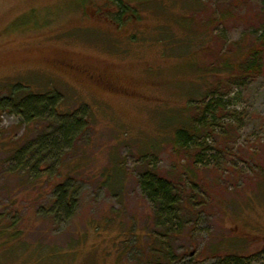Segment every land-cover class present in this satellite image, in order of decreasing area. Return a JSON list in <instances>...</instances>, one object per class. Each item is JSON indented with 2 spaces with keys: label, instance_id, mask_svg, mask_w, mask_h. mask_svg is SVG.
I'll use <instances>...</instances> for the list:
<instances>
[{
  "label": "rangeland",
  "instance_id": "374dc122",
  "mask_svg": "<svg viewBox=\"0 0 264 264\" xmlns=\"http://www.w3.org/2000/svg\"><path fill=\"white\" fill-rule=\"evenodd\" d=\"M121 1L119 21L117 0H0V230L16 223L0 264H264V0ZM51 91L56 117L29 123L9 99ZM73 117L85 129L52 170L14 169L11 151ZM185 125L201 131L183 149ZM58 172L79 188L52 219ZM144 172L179 184L181 227L157 223Z\"/></svg>",
  "mask_w": 264,
  "mask_h": 264
},
{
  "label": "trees",
  "instance_id": "16d2710c",
  "mask_svg": "<svg viewBox=\"0 0 264 264\" xmlns=\"http://www.w3.org/2000/svg\"><path fill=\"white\" fill-rule=\"evenodd\" d=\"M117 6L119 8V12L116 14L117 16H115V18L121 21L122 18L120 15L128 13L130 8L129 5L127 6L121 0H117ZM260 40L262 43L264 42V34ZM259 54V50H254L250 53V57L246 63L239 67L244 78L248 77L249 75H255L260 71V65L258 62ZM31 98L28 99L26 96H22L18 99L13 97L9 98L13 102L12 105L17 107L18 111L22 113L27 123L33 121L35 118L39 117L45 112H48L51 114V116L56 117L58 110L55 105L59 99L58 93L51 91L50 95L47 94L46 96H43L37 94L32 100ZM209 107H211V102L204 107L203 114L204 112L208 111ZM67 123L68 125L64 127L66 121H64L63 124L58 122L57 130H55L53 133L42 135L33 144L28 143L24 146L21 145L18 149L11 151L9 159H13V161L18 162V166L14 169L19 172L21 170L27 172L29 173V176L33 172H36L43 164H46L45 172H49L50 169L52 170L50 167L52 163L49 164L48 159L60 161L64 157L65 153L60 152L62 150L60 147H62L64 144H66V146L68 145L69 147L71 144L75 143L80 132H82L81 129H85L82 118L73 117L68 119ZM200 131V127L198 126L187 127L185 125L184 127H180L175 132L177 145L183 149L188 148L189 143L193 141V138L199 136ZM56 175L58 177H55V180L53 179L54 182L49 184L51 185V191L53 192L52 203L49 206L44 208L42 207V209L47 211L46 215H48L50 212L52 219L59 217L60 214L70 217L76 207L75 193L79 188V184L77 183L78 179L75 177V175L71 174L64 178H62V174L60 172H58ZM81 181L83 182L84 180ZM33 183L34 182L31 183L21 180V182L18 183L20 188L18 186L17 187L22 189L24 187L32 186L33 189ZM109 183L110 178L107 177L103 184L108 187ZM139 185L143 195L146 197V199H148L153 207L154 216L157 220V223L163 226L169 225V227L177 224L181 227V221L175 222L179 216L178 213L185 201L183 191L179 184L172 183L171 181L163 178H158L152 172H144L140 176ZM18 188L11 187L10 191L12 192L14 189L17 190ZM37 197L39 198L40 196ZM38 200H41V197ZM15 224L16 223L11 222L10 226L2 228L0 230V235L7 234V231L12 229ZM18 234V232H14V234L8 238L13 239L17 237ZM243 261L244 257L241 255L230 253L223 256L221 264H243Z\"/></svg>",
  "mask_w": 264,
  "mask_h": 264
}]
</instances>
